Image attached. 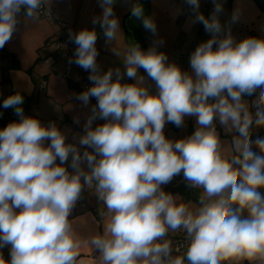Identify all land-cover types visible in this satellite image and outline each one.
Listing matches in <instances>:
<instances>
[{"label": "clouds", "instance_id": "1", "mask_svg": "<svg viewBox=\"0 0 264 264\" xmlns=\"http://www.w3.org/2000/svg\"><path fill=\"white\" fill-rule=\"evenodd\" d=\"M98 2L102 15L92 23L114 44L125 72H101L95 29L69 31L77 46L69 63L89 71L92 82L76 98L84 105L97 100L79 145L94 151L81 153L55 123L26 116L21 94L3 101L20 119L0 130V248L10 245V260L0 255V264H85L79 259L85 245L99 254L89 264H264V137L252 139L254 126L264 128V38L236 41L231 24L239 10L222 26L220 0H212L209 17L199 11L200 0H185L192 23L211 34L191 54L189 74L169 63L157 43L147 51L135 42L121 48L116 0ZM48 3L0 0V48L11 40L22 9L25 23L34 22ZM131 16L156 33L139 0ZM124 75L135 83H121ZM254 94L250 106L243 97ZM186 116L196 118L194 133L166 138L165 124L182 127ZM97 118L107 122L93 128ZM216 121L235 133L229 145ZM69 158L71 173L64 166ZM181 173L199 190L195 206L162 188ZM85 186L105 212L103 232L82 240L70 216ZM176 234L184 243L174 246Z\"/></svg>", "mask_w": 264, "mask_h": 264}, {"label": "crops", "instance_id": "2", "mask_svg": "<svg viewBox=\"0 0 264 264\" xmlns=\"http://www.w3.org/2000/svg\"><path fill=\"white\" fill-rule=\"evenodd\" d=\"M136 0H116L113 5L114 14L119 20L123 39L120 47L134 42L126 33L125 15L131 9ZM224 11L219 19L222 26L230 21L234 10H239L240 19L237 23L231 24V33L236 41L247 37L264 38V4L259 0H220ZM150 17L156 24V33L151 32V39L143 49L147 51L154 43H157V50L164 52L168 56L169 63L177 64L182 71L192 74L190 67V56L195 48L202 42L211 38L202 23H192L194 13L185 0H148ZM208 6L214 7L212 0H200V9L205 17ZM45 7L52 9L53 18L56 22H63L68 25L72 33H77L82 29H95L97 32L96 47L99 55L97 63L101 72L109 69L120 68L125 72L122 60L111 51L114 44L106 43L103 31L99 24L93 25L94 17L102 15V8L98 0H50ZM19 23L11 40L3 47L10 58L0 51V130L10 122L18 121L20 118L15 114L13 108H3V101L10 95L19 93L23 96L21 107L26 116L37 118L45 126L55 123L65 134L66 143L75 144L80 152L85 150L92 152V148L79 145V138L85 134V124L91 115L93 104L89 99L88 105H84L76 97L81 93L78 84H72L61 74L64 63L58 61H47V57L53 53V44L49 38L58 32L57 25L49 21L42 15L34 22L24 21V15L18 17ZM163 40V44H158ZM215 47V45H214ZM188 57L180 60L182 54ZM138 74L144 76L146 86L152 94H156L158 89L155 82L148 77L144 69H139ZM123 76L121 83H135L134 80H126ZM256 98L244 96L251 106ZM255 113V108H250ZM1 117L7 120L5 126L1 123ZM107 121L97 118L93 121L92 127L106 123ZM196 118L186 116L184 125L177 127L173 123H166L164 134L166 138L173 141L190 136L196 130ZM217 132L221 141L229 145L235 133L225 131V128L216 121ZM257 136L264 137V128L253 127L254 140ZM50 143L46 141L45 145ZM255 150V148H254ZM58 161V159H57ZM71 168V158L66 163ZM85 171H89L86 163L81 165ZM182 174V173H181ZM165 192L174 196L178 195L184 201H189L195 206L199 190L189 186H172L170 183L162 185ZM81 196L86 208L76 205L71 213L70 220L77 235L86 240L96 233L103 232V213L105 209L93 190L84 187ZM171 238V237H170ZM175 254V253H174ZM0 255L5 260H10V245L0 248ZM99 254L92 251L85 245L81 249L79 259H83L85 264L95 259ZM247 264V262H244Z\"/></svg>", "mask_w": 264, "mask_h": 264}, {"label": "built area", "instance_id": "3", "mask_svg": "<svg viewBox=\"0 0 264 264\" xmlns=\"http://www.w3.org/2000/svg\"><path fill=\"white\" fill-rule=\"evenodd\" d=\"M213 9L214 7L208 6L206 17H209L211 15ZM24 11L25 10L22 9L18 17L23 16ZM39 14L56 24L58 28V32L49 38V41L53 44L54 51L47 57V61H62L64 63L61 72L62 76L72 84H78L79 91L82 93L92 86V82L88 79L90 72L85 71L75 63H69L70 59H75L74 53L77 46L69 40L70 30L68 29V25L63 22H56L53 18L52 9L45 6L39 11ZM186 57H188V55L183 53L180 60ZM126 80H129V78L126 77ZM90 100L93 106L97 104V100L95 97H90ZM67 170L70 172L69 167H67ZM170 184L172 186H188V183L185 181L183 174L175 176ZM76 205H81L83 208H86V204L84 203L82 196H80ZM171 239L174 246L184 243L183 234L172 235Z\"/></svg>", "mask_w": 264, "mask_h": 264}, {"label": "trees", "instance_id": "4", "mask_svg": "<svg viewBox=\"0 0 264 264\" xmlns=\"http://www.w3.org/2000/svg\"><path fill=\"white\" fill-rule=\"evenodd\" d=\"M259 1H261L260 3L264 4V0H259ZM136 2H137V0L134 1V3H136ZM139 3L143 6L144 11H145V15L150 16V9H149L148 0H139ZM125 29H126V33L128 34V36L135 43H138L142 50L146 47V45L149 43V41L151 39V32L146 30L143 27L141 21L136 20L134 17L131 16V9L125 15ZM0 51H2L8 57V59L10 58V54H8L4 48H0ZM7 120L8 119L1 117V123L3 126L6 125ZM57 163H59V160L57 161ZM64 166L66 168L67 167L70 168V166L68 164H65Z\"/></svg>", "mask_w": 264, "mask_h": 264}, {"label": "rangeland", "instance_id": "5", "mask_svg": "<svg viewBox=\"0 0 264 264\" xmlns=\"http://www.w3.org/2000/svg\"><path fill=\"white\" fill-rule=\"evenodd\" d=\"M139 70V69H138Z\"/></svg>", "mask_w": 264, "mask_h": 264}]
</instances>
